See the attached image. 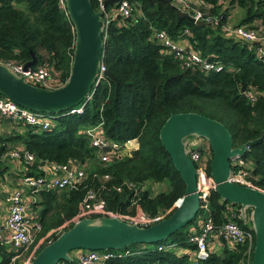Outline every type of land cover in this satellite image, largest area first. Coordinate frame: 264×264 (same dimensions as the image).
I'll return each mask as SVG.
<instances>
[{
    "label": "trees",
    "instance_id": "obj_1",
    "mask_svg": "<svg viewBox=\"0 0 264 264\" xmlns=\"http://www.w3.org/2000/svg\"><path fill=\"white\" fill-rule=\"evenodd\" d=\"M130 1L133 16H114L105 40L103 63L114 79L105 76L92 91V98L81 104H85L81 111L70 112L79 105L54 114L57 118L51 129L26 125L22 132L0 133V158L5 154L9 157L17 145L35 155L33 163H26L25 175H44L47 165L81 164L88 172L87 179L76 188L38 192L42 224L38 238L75 216L90 188L102 193L112 210L135 213V201L151 216L171 215L186 190L160 137L172 114L197 112L221 121L230 130L234 147L264 133V61L247 41L227 34L223 28L235 6L243 11L236 25L258 28L257 22L264 21V0H203V10L224 14L214 26L181 19L172 0ZM92 2L97 9V0ZM153 28L166 30L175 40L186 39L202 56L225 67L221 71L185 67L156 40ZM75 37L74 24L68 12L60 8L59 0H0V62L26 64L35 54L33 67L46 65L63 85L71 74ZM251 92L258 94L255 101L248 97ZM100 123L110 140L124 146L136 139V146L109 163L103 162L86 133ZM244 158L252 165L250 180L264 189V137L250 146ZM127 181L135 187L129 188ZM152 183L167 184L168 189L152 191ZM239 209L240 205L213 190L188 225L160 242L125 247L122 251L134 254L109 264H195L198 247L191 237L200 232L202 221L212 217L217 226L235 221L251 228L252 223L240 216ZM61 232L53 233L37 253ZM210 250V256L199 264H241L246 253L243 245L228 242ZM74 252L71 255L76 260ZM21 253L10 243L0 244V264H23L27 254Z\"/></svg>",
    "mask_w": 264,
    "mask_h": 264
},
{
    "label": "water",
    "instance_id": "obj_2",
    "mask_svg": "<svg viewBox=\"0 0 264 264\" xmlns=\"http://www.w3.org/2000/svg\"><path fill=\"white\" fill-rule=\"evenodd\" d=\"M120 1L107 0V4L114 5ZM149 1L155 3L157 0ZM66 2L76 36L70 77L58 88H44L31 84L12 67L0 62V95L37 112L58 114L81 105L98 86L106 40L103 11H97L92 0ZM174 7L181 19L207 26L189 12ZM36 63L37 58L33 54V59L25 64V70ZM104 74L114 79L111 71L106 70ZM194 136L209 141L212 150L210 173L215 179L216 191L225 200L240 205L241 217L252 223L256 234L252 264H264V189L230 179L232 159L245 155L250 146L264 137V133L256 140L234 147L233 136L224 123L197 112L172 114L161 128L162 143L186 184L185 194L177 201L171 215L150 226L118 217H85L45 245L30 264L73 262L71 253L77 250H122L134 244H154L188 225L202 207L196 165L187 148L189 139ZM104 150L110 148L105 147Z\"/></svg>",
    "mask_w": 264,
    "mask_h": 264
},
{
    "label": "built area",
    "instance_id": "obj_3",
    "mask_svg": "<svg viewBox=\"0 0 264 264\" xmlns=\"http://www.w3.org/2000/svg\"><path fill=\"white\" fill-rule=\"evenodd\" d=\"M172 4L183 11L189 12L196 20L203 21L206 24L218 25L224 17L223 13L212 14L209 8H202L203 0H172ZM109 8L107 0H97V11H103L105 18V38L107 37L108 28L114 19L119 15L122 18L133 16L134 6L130 0H121L118 4ZM61 9L67 10L66 0H59ZM232 16L229 17L224 24V31L232 36H238L249 44L256 56L264 61V21L259 22L258 28H249L243 25H236L231 22ZM154 37L166 49L167 53L174 55L187 68H201L203 70L221 71L225 65L221 62L212 61L201 53L193 49L186 39L175 40L166 30L153 28ZM188 32V30H187ZM3 63V62H1ZM13 68L15 72L24 76L31 84L44 88H58L61 83L56 81V74L46 65H39L25 70V64L5 62ZM107 70L102 62L99 82L106 76L104 72ZM93 93L88 97L92 98ZM258 94L251 92L248 94L250 100L255 101ZM85 104L70 112H79L84 108ZM0 117L11 120L15 124L23 123L43 130L51 129L56 123V115L37 112L29 108L23 107L13 100L0 96ZM90 137L91 145L98 149L100 159L109 163L116 157H119L131 151L133 143L136 139L129 140L124 146L110 140L106 134L103 124L90 127L86 130ZM109 147L110 150H104ZM188 153L194 161L197 169L198 188L202 200H207L213 190H216V182L210 173V163L212 159V150L210 143L203 137L194 136L188 141ZM11 159H24L25 163L31 164L35 160V155L25 149H14L9 152ZM252 165L244 158V155H237L232 159L231 180L233 182L256 187L250 180V172ZM1 175V169H0ZM88 177L86 168L81 164L75 165H54L52 174L46 173L40 176L24 175L21 184L27 186L33 193L42 190H58L73 189L79 186ZM109 176H106L108 179ZM129 188H134L133 182H125ZM119 191L122 186L117 187ZM1 191V190H0ZM23 189L17 188L5 197L0 194V212L7 210L8 215L5 222L0 223V244L10 243L16 250L21 249L25 260L23 264H30L34 256L37 254L41 245L47 241L53 233H58L75 224L85 217L109 216L118 217L124 221L138 223L141 226H150L151 224L164 218V215L151 216L146 213L143 208L135 201V213H123L108 208L107 200L99 193L97 189L90 188L83 200L79 204V209L75 216L67 220L58 228L50 231L43 237L38 238L42 224L37 214L28 210L23 198ZM241 216V214H240ZM200 232H195L191 237L197 247V254L194 257L195 264H199L200 260H205L210 256V249L216 248L224 242L232 245H243L246 249L245 258L241 264H252L254 249L256 244V234L253 229L245 228L235 221H227L222 225H216L212 217L204 219L201 223ZM171 247V246H169ZM161 250L164 246L159 247ZM132 251L122 250H81L77 259L73 262H59L57 264H109L114 259H121L133 255ZM16 257H13L14 262Z\"/></svg>",
    "mask_w": 264,
    "mask_h": 264
},
{
    "label": "crops",
    "instance_id": "obj_4",
    "mask_svg": "<svg viewBox=\"0 0 264 264\" xmlns=\"http://www.w3.org/2000/svg\"><path fill=\"white\" fill-rule=\"evenodd\" d=\"M226 2L229 3L230 0H226ZM236 8L237 7L235 6L234 9L232 10L231 22L235 16L234 12H235ZM234 23H238V22H234ZM258 23L259 22H257V25H258ZM4 120H6V121L4 122ZM24 126H26V124H23V123L15 124L11 120H7L5 118L0 117V133H4L7 135V134L13 133V131H17V130H20V132H22L23 131L22 129H24ZM13 149H25V148L22 147L21 145H17ZM7 156L8 155L5 154L0 158V169H1V175H0V190L1 191H0V194H1V196L5 197L8 194H10L11 192H13L15 189L21 187L23 189V192H24V194H23L24 202L29 207L28 210L29 211L31 210L34 214L39 215V213L41 211V206L36 203L37 201L39 202L38 192L33 193L27 186L21 184V179L25 175L24 173L27 172V170H28L27 166H26L27 164L25 163V161H23V159H11L10 156L9 157H7ZM51 168L49 165H47L45 167V170L48 173L52 174ZM156 186H157V184H156ZM163 186L164 185H162V186L159 185V187H162V188H163ZM7 215H8V212L6 209L0 212V223L3 224L5 222ZM52 230H54V229H52ZM222 246H223V244L217 245L216 248L218 249V248H221ZM180 251L184 252L185 249H181ZM80 252H81L80 250H77L74 252V255H76L78 257Z\"/></svg>",
    "mask_w": 264,
    "mask_h": 264
},
{
    "label": "rangeland",
    "instance_id": "obj_5",
    "mask_svg": "<svg viewBox=\"0 0 264 264\" xmlns=\"http://www.w3.org/2000/svg\"><path fill=\"white\" fill-rule=\"evenodd\" d=\"M242 13H243V11L239 7H237L235 12H234L235 16H234L232 22L233 23L234 22H238V18L242 16ZM135 146H136V141L133 143L132 148H134ZM150 187H151L152 191L154 190L155 192H158L161 189L162 190L168 189V185L167 184H164V186L162 188V187H159V185L156 186L155 184L152 183V184H150Z\"/></svg>",
    "mask_w": 264,
    "mask_h": 264
}]
</instances>
